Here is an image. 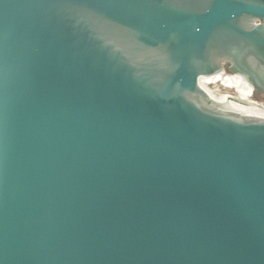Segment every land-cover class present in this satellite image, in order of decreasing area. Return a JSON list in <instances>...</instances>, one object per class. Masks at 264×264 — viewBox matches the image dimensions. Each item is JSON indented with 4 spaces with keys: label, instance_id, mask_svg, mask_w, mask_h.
Here are the masks:
<instances>
[{
    "label": "water",
    "instance_id": "1",
    "mask_svg": "<svg viewBox=\"0 0 264 264\" xmlns=\"http://www.w3.org/2000/svg\"><path fill=\"white\" fill-rule=\"evenodd\" d=\"M264 0H0V264H264Z\"/></svg>",
    "mask_w": 264,
    "mask_h": 264
},
{
    "label": "bare ground",
    "instance_id": "2",
    "mask_svg": "<svg viewBox=\"0 0 264 264\" xmlns=\"http://www.w3.org/2000/svg\"><path fill=\"white\" fill-rule=\"evenodd\" d=\"M235 76H237L240 80V84L244 83L245 85L249 86V87H252L251 84H249V82L247 81V79L239 74H233ZM199 85L201 88H203V90H206V91H209V92H213V93H217L218 95H220L222 98L232 102V103H235V104H238V105H242V106H245V107H251V108H261L259 106H257L255 103H254V100L250 99L248 96L244 95V94H241V93H244L243 90L240 88L239 89V92H237V87H238V84H237V81L236 79L232 76V75H228V74H225V73H220V74H215V76H212V77H200V80H199ZM210 85H213L216 87V85H220L226 89H229L232 90V91H236V93H238V95H236L235 97H231V96H228V95H224V94H221L218 90H212L211 86ZM215 87L213 89H215Z\"/></svg>",
    "mask_w": 264,
    "mask_h": 264
},
{
    "label": "flooded vegetation",
    "instance_id": "3",
    "mask_svg": "<svg viewBox=\"0 0 264 264\" xmlns=\"http://www.w3.org/2000/svg\"><path fill=\"white\" fill-rule=\"evenodd\" d=\"M224 69H225V74L228 73V74L232 75L236 79L237 84H238V87H237V92L238 93H240L239 92V89L241 88L243 90V92H244V93H241V94L254 96V92L255 91L253 90V88L245 85L244 83L243 84L242 83L240 84L239 83L240 82L239 78L237 76L231 74V72H229L230 70H229V68H228V66L226 64H224ZM255 94H256L257 98L264 99V95L259 94L257 92H255Z\"/></svg>",
    "mask_w": 264,
    "mask_h": 264
},
{
    "label": "rangeland",
    "instance_id": "4",
    "mask_svg": "<svg viewBox=\"0 0 264 264\" xmlns=\"http://www.w3.org/2000/svg\"><path fill=\"white\" fill-rule=\"evenodd\" d=\"M226 74H228V73H226ZM229 75V74H228ZM212 88V90H218L221 94H224V95H228V96H231V97H235L236 95H238V93H236V91L234 90V91H232V90H230L229 91V89H226V88H224V87H222V86H220V85H216V87L215 86H213V85H210ZM215 87V89H213ZM246 96H248V95H246ZM252 96V95H251ZM250 99H252V100H254V101H257V102H260V103H263L264 104V99H262V98H257V96H256V94H255V92H254V98H252V97H250V96H248Z\"/></svg>",
    "mask_w": 264,
    "mask_h": 264
},
{
    "label": "built area",
    "instance_id": "5",
    "mask_svg": "<svg viewBox=\"0 0 264 264\" xmlns=\"http://www.w3.org/2000/svg\"><path fill=\"white\" fill-rule=\"evenodd\" d=\"M254 103H255L257 106H259V107H261L262 109H264V104H263V103H260V102H257V101H254Z\"/></svg>",
    "mask_w": 264,
    "mask_h": 264
},
{
    "label": "trees",
    "instance_id": "6",
    "mask_svg": "<svg viewBox=\"0 0 264 264\" xmlns=\"http://www.w3.org/2000/svg\"><path fill=\"white\" fill-rule=\"evenodd\" d=\"M248 96H250V97L254 98V96H251V95H248Z\"/></svg>",
    "mask_w": 264,
    "mask_h": 264
}]
</instances>
